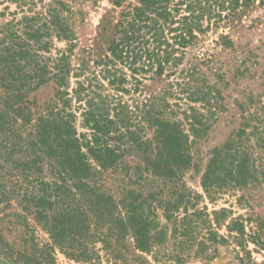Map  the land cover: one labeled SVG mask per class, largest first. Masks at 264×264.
Wrapping results in <instances>:
<instances>
[{"label": "trees", "instance_id": "1", "mask_svg": "<svg viewBox=\"0 0 264 264\" xmlns=\"http://www.w3.org/2000/svg\"><path fill=\"white\" fill-rule=\"evenodd\" d=\"M10 1L15 10L0 12L11 16L0 24V252L8 260L54 264L58 250L85 264H179L210 257L228 239L264 244L262 218L198 206L264 183V164L242 127V140L237 131L199 169L192 148L219 92L197 67H179L200 34L250 0H112L118 11L100 25L103 50L77 46L76 0ZM157 79L164 84L149 90ZM42 86L53 93L39 103L31 93ZM189 172L200 173L202 194L186 186Z\"/></svg>", "mask_w": 264, "mask_h": 264}, {"label": "rangeland", "instance_id": "2", "mask_svg": "<svg viewBox=\"0 0 264 264\" xmlns=\"http://www.w3.org/2000/svg\"><path fill=\"white\" fill-rule=\"evenodd\" d=\"M128 1L133 2V0ZM76 2L74 5L81 10V14L75 19L73 25L78 40L77 46L99 47L100 50H103L106 40L99 32L100 25L109 14L112 18H116L118 9L115 12L112 10V0H76ZM5 6L7 12L15 10V2L0 0V12ZM7 12L4 15L0 14V24L10 20L11 16ZM54 46L63 48L64 42L55 41ZM189 65L197 67L199 78L207 80L206 83L219 92L218 106L211 119L210 128L192 148L195 156L199 152L201 163L199 169L203 168L212 148L228 142L232 137H235L238 130L241 131L242 127L245 134H250L247 143L256 147L253 156H256L257 162L264 164V129L260 134L251 133V131L253 132L251 126L254 123L258 128H264V0H250L228 22L210 27L200 34L198 39L187 47L179 67H188ZM180 79L178 81H181ZM175 80L176 76L174 75L167 78V82L175 83ZM163 84L164 82L160 79L146 82L149 90H158ZM178 89V86L173 85L170 90L177 93ZM33 93L39 98L40 103L50 97L53 91L51 86H42L31 94ZM169 101H175L174 97ZM179 102H184V98ZM246 119L250 120V125L243 126ZM79 123L80 118L76 121V127L80 132L83 129ZM240 131H238L239 138L242 140L244 134ZM199 176V172L197 174L189 172L184 176V180L191 191L202 194ZM110 181L109 179L108 182ZM240 195H243L244 199L237 203L236 198ZM11 203L16 205L14 201ZM205 203L208 212L225 207L232 210L233 217L241 215L243 218L260 217L264 220V183H252L243 191H236L234 194L227 193L221 196L214 206L206 200L198 206ZM4 204L1 203L0 206ZM7 209L11 210V208ZM251 223H245L247 230ZM219 232L226 233L224 228ZM3 235L5 240L14 239L13 234L6 231L3 232ZM37 235L43 242V233L37 232ZM0 264L24 263L11 262L0 252ZM54 264L85 263L69 259L57 250ZM179 264H264V244L247 242L243 248H240L231 239H228L226 242L218 244L210 257H193Z\"/></svg>", "mask_w": 264, "mask_h": 264}]
</instances>
